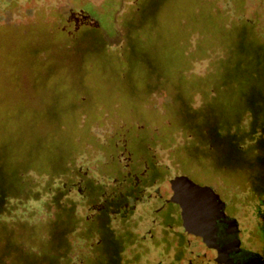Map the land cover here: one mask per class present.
<instances>
[{"label":"trees","instance_id":"16d2710c","mask_svg":"<svg viewBox=\"0 0 264 264\" xmlns=\"http://www.w3.org/2000/svg\"><path fill=\"white\" fill-rule=\"evenodd\" d=\"M134 16L121 49L112 50L103 42L106 48L101 45L98 50H87L88 56L85 54L80 64H93L95 58L91 60L90 52H105L110 57L107 63L118 67L114 73L118 88L107 86V91H93L78 80L73 82L70 95L74 87L82 86L84 97L69 115V138L57 146L56 156H24L12 178L0 174V243H5L4 249L0 248V264H9L5 259L10 251L26 264H124L123 255L140 235L135 230V215L140 214L143 202L160 193L174 192L172 183L160 189L172 177L173 168L159 162V146L170 148L176 172L195 176L201 183L217 184L220 189L223 185L229 190L249 192L251 198L264 199V36L259 25L245 17L230 22L220 16L217 25L221 29H214L211 35L201 31L196 50L190 49L187 36L172 37L170 41L177 47L181 45V50L172 65L162 67H155L154 60L145 56L147 89L140 91L141 66H131L123 51L128 46L135 52L146 40V27L141 17ZM197 58L211 59L203 74L190 71V64ZM176 67L174 76L172 70ZM84 74L88 78L92 73ZM168 82L175 86L176 95L167 94L164 111L146 107L144 94ZM195 95L201 96L198 106L194 105ZM82 114L86 117L80 124ZM138 115L144 118L141 123L136 122ZM108 117L115 120L114 132L105 143L91 142L93 122H104ZM59 127L63 129L64 123ZM90 143L105 149V158L99 160L100 170L106 172L101 173L105 178L102 181L77 165L78 156L92 150ZM122 155L127 164H123ZM30 171L41 178L46 176L45 185L29 179ZM227 175L231 181L225 180ZM28 200L43 201L56 211L54 217L35 224L26 219V225L35 227L33 235L24 237L23 231L1 221L10 216L15 222L19 217L13 212L26 208ZM83 203L97 205L96 213L82 215L78 208ZM77 232L90 247L82 262L76 260L70 239L72 235L77 238Z\"/></svg>","mask_w":264,"mask_h":264},{"label":"rangeland","instance_id":"374dc122","mask_svg":"<svg viewBox=\"0 0 264 264\" xmlns=\"http://www.w3.org/2000/svg\"><path fill=\"white\" fill-rule=\"evenodd\" d=\"M142 1L144 0H0L1 176L12 178L15 175L14 169L24 156H30L32 159L56 156L57 146L69 138L71 123L69 115L77 110V105L81 104L84 97L82 86L74 87V94L70 95L69 92L72 90L70 86L73 82L78 80L80 84H85V88H92L93 91L102 88L104 92L107 86L118 88L114 74L118 67L110 65V57L105 52L98 53L97 50L101 45L107 47L103 42L112 50L121 49L128 39L129 24L134 15L135 19L141 17L143 27H146L143 33L147 41H141L135 52L128 46L123 51L131 66L133 64L141 66L143 82L138 85L140 91L147 89L146 57L154 60L155 67H162L172 65L177 51L181 50V45L177 47L176 42L170 41L172 37L187 36L186 39L191 40L190 49L196 50L197 41L202 33L208 32L211 35L215 33L214 29H221L217 25V18L220 16L230 22L244 17L251 19L259 25L263 32L261 35L264 36V0H147L145 6L142 5ZM187 27H190L189 30L192 27L193 30L189 31ZM171 31L173 35H170ZM201 31L203 32L200 33ZM95 49L96 52L89 54L91 60L95 58L93 64L87 67L80 65L86 51ZM210 62V58H197L190 64V71L203 74ZM178 68L172 70L174 76ZM86 72L92 73L91 77L86 78L84 74ZM175 91V86L171 82L166 85L159 83L149 95L148 92L144 94L146 107L155 106L163 109L167 94ZM193 101L195 106L200 105L201 96L195 95ZM84 117L85 114L79 117L80 124L84 123ZM108 118L104 122L100 120L93 122L90 128L91 142L100 140L105 143L108 135L114 132L115 120ZM143 119L142 115H138L136 122L141 123ZM60 123H64L63 129L59 127ZM89 145V149L92 150L79 155L77 165L82 171H87L102 181L105 178L101 173L106 172L100 170L99 160L105 158V149L92 143ZM157 155L159 162L173 168V175L170 178L189 176L174 170L170 148L159 146ZM122 161L123 164H127L125 155H122ZM226 177L225 180L231 181L230 176ZM28 178L40 181L41 185L47 182L46 176L41 178L33 171L29 172ZM170 178L160 185V189L171 183ZM191 179L198 184L201 183L195 176ZM208 186L214 187L225 197L228 195L237 200L238 204L231 207L232 212L237 215L244 233L246 235L251 233L254 237L249 244L250 247L259 249L264 244V228L261 229L258 224L264 220L262 210L264 206L261 204L264 203V199L251 198L249 192H240L235 188L229 190L223 185V189L217 184ZM74 193L77 194L78 190ZM77 197L81 199L79 193ZM248 201L252 203H247ZM12 202L14 204L15 201ZM26 203V208L13 212L16 217L23 219L22 222L19 218H16L15 222L11 221L10 216L1 221L10 222L9 224L15 226V230L23 231L24 237L33 235L31 234L32 228L35 227L33 224L54 217L53 213L56 211L54 206L48 208L43 201L28 200ZM143 203L142 209L139 210L140 214L135 215L137 218L135 230L141 236H137L135 244L123 255L124 264H151L152 260L156 259L168 260L174 253L173 250L169 251L165 244L155 243L156 240H160L159 237L143 238L147 230L151 229L158 235V231L163 229L155 212L156 206L160 204L159 198L150 197ZM96 210L97 205L90 206L85 203L78 208L82 215L88 217L93 216ZM3 217L5 218L4 215ZM26 219H31L33 224L26 225ZM78 235L81 236L77 232V238L72 235L70 239L71 244L75 245L73 253L76 260L82 262L90 247ZM37 241L31 243L36 244ZM152 241L156 246L153 244L151 248L149 243L152 244ZM34 246L37 251V246ZM141 246H145L146 249ZM4 247L5 243L1 242L0 248L3 250ZM136 256L143 261L135 260ZM5 260L9 264H26L22 258L16 256L15 251H10Z\"/></svg>","mask_w":264,"mask_h":264},{"label":"flooded vegetation","instance_id":"af4514ba","mask_svg":"<svg viewBox=\"0 0 264 264\" xmlns=\"http://www.w3.org/2000/svg\"><path fill=\"white\" fill-rule=\"evenodd\" d=\"M199 184L206 185L204 183ZM214 190L219 194L222 202H214L210 193L208 194L209 199L196 201L197 205H204L201 209L207 207L210 213H215V217L212 219L213 225H208L206 230L201 229L206 226L201 224L203 218H198L199 222L197 221L196 224L192 222L190 224V219L187 218L192 230L186 228L182 213L183 208L179 202L172 200L175 192L160 193L155 196L160 201L155 212L158 216L159 225L163 229L158 231V235L151 229L147 230L143 238L150 236L158 239L159 237L160 240H156L155 243L165 244L166 247H169V251L173 250L174 253L168 260L156 259L152 260L151 264H230V261L231 264H264V244L259 249H252L249 244L254 237L251 236V233L248 235L244 233L242 225L238 223L232 212L231 207L238 204L237 200L228 195L225 197L215 188ZM247 203H252V201ZM261 204L264 206V203ZM258 224L261 229L264 228V220ZM198 229L202 231V234H198L196 231ZM206 239H209L211 243H207ZM155 243L152 241L149 246L152 248ZM141 247L146 249L145 246ZM137 256V259L134 258L135 260L143 261Z\"/></svg>","mask_w":264,"mask_h":264},{"label":"water","instance_id":"95a60500","mask_svg":"<svg viewBox=\"0 0 264 264\" xmlns=\"http://www.w3.org/2000/svg\"><path fill=\"white\" fill-rule=\"evenodd\" d=\"M171 183L175 192V195H173L172 200L177 201L181 204L183 208L182 213H183V217L185 218L186 228L191 229V225H190L191 222L196 224L197 221L201 218H203L201 220V224L204 226L206 225L204 228L201 229L206 230V228H208V225L212 226L213 225L212 219L213 217H215V213L214 214L210 213L207 207L201 209L203 208L204 205L201 204L199 206L196 204V201L209 199L208 194L210 193L211 199L214 202L219 203L221 201L219 194H217L211 186L200 185L187 175L177 176L171 180ZM262 210H264V208ZM187 218L190 219V224L188 223ZM235 218L240 224L237 215H235ZM196 231H198V234H202L201 230L199 231L198 229ZM206 242L209 244L211 243L209 239H206Z\"/></svg>","mask_w":264,"mask_h":264}]
</instances>
